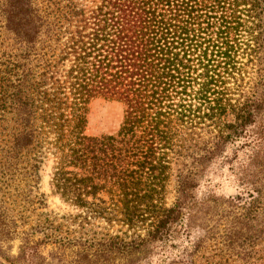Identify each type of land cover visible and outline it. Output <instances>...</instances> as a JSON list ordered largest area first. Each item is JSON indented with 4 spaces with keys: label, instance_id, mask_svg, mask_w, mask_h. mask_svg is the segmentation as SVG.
<instances>
[{
    "label": "trees",
    "instance_id": "trees-1",
    "mask_svg": "<svg viewBox=\"0 0 264 264\" xmlns=\"http://www.w3.org/2000/svg\"><path fill=\"white\" fill-rule=\"evenodd\" d=\"M0 28V264H264V0H0ZM98 100L113 134L86 132ZM49 155L78 230L27 213ZM225 162L248 208L212 252L219 197L196 192Z\"/></svg>",
    "mask_w": 264,
    "mask_h": 264
},
{
    "label": "rangeland",
    "instance_id": "rangeland-1",
    "mask_svg": "<svg viewBox=\"0 0 264 264\" xmlns=\"http://www.w3.org/2000/svg\"><path fill=\"white\" fill-rule=\"evenodd\" d=\"M6 36L7 35L3 28H0V52L4 50L7 43L5 39ZM121 119L122 107L118 103L102 100L95 101L91 105L86 132L90 135L113 134L117 131ZM226 151L228 152L229 157H232L233 153L236 152V157L232 162V167L236 168V166L247 160V156L252 152V148L250 146H244L236 149L234 146H229ZM258 163L261 164L260 169L264 167V159ZM53 166L54 157L49 155L40 171L42 179L38 185V193L44 194L43 198L45 201V207H39L35 204L34 207H38L36 208V212L33 213L27 211V213H29L31 220L36 218V213H47L48 215L55 217L56 222H62L66 227H68V229L78 230L79 227L77 226V221H80V219L75 218V216L79 213L78 209L70 205L68 202L63 201L50 186ZM257 183H264V171L258 174ZM170 188H172V185L169 187L170 192L167 196V203L172 201L173 192ZM196 193L197 198L199 199L206 198L210 194H215L219 197L218 208H220L219 210L221 211L220 215L218 214L214 216L209 221V226L210 228L212 227V233L209 235L213 234L212 238L211 236L209 237L210 240L208 243L211 246L210 248H212L209 250L214 252L215 245L220 246L222 243L228 242V239H225V233L228 235L229 230H232V227L235 226V220L241 219V216L248 208L247 204L241 205L244 207L243 209L240 208V206H237L238 203L233 198L239 197V200L242 202L248 197V195L243 193L242 189L239 188L237 176L235 175L234 170H232L226 162L221 164V166L217 165L215 167L214 174H211L210 176V182L201 183ZM10 195L11 194H9L8 197L4 196V199L7 201L6 205L11 207V209L13 208L15 215H17L16 211L20 214L22 210L18 204L19 200H17V203L13 202ZM261 220V217H259L257 221V223H259V227L261 226ZM254 223V220H248L247 226ZM84 228L90 233L92 231H117L120 229H126L125 226H122L115 220L108 223L102 218L91 219L89 223L84 225ZM246 233L247 235L251 233V229L248 228ZM200 235H203V231L198 228L197 225H193L191 228L190 239H196V237ZM256 248L262 250L263 240H259V242H257Z\"/></svg>",
    "mask_w": 264,
    "mask_h": 264
}]
</instances>
